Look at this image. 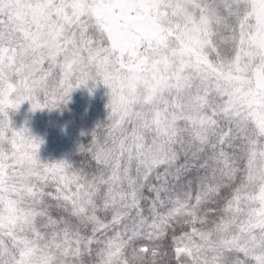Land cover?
Wrapping results in <instances>:
<instances>
[{
    "label": "snow or ice",
    "instance_id": "snow-or-ice-1",
    "mask_svg": "<svg viewBox=\"0 0 264 264\" xmlns=\"http://www.w3.org/2000/svg\"><path fill=\"white\" fill-rule=\"evenodd\" d=\"M99 87L76 160L11 120ZM0 264H264V0H0Z\"/></svg>",
    "mask_w": 264,
    "mask_h": 264
},
{
    "label": "trees",
    "instance_id": "trees-1",
    "mask_svg": "<svg viewBox=\"0 0 264 264\" xmlns=\"http://www.w3.org/2000/svg\"><path fill=\"white\" fill-rule=\"evenodd\" d=\"M105 104L106 99L94 100L87 89L81 88L74 91L70 102L58 110L31 112L30 106L24 103L11 120L17 128L26 127L32 136L43 141L39 150L42 161L76 160L78 145L86 143L89 133L105 120Z\"/></svg>",
    "mask_w": 264,
    "mask_h": 264
},
{
    "label": "rangeland",
    "instance_id": "rangeland-1",
    "mask_svg": "<svg viewBox=\"0 0 264 264\" xmlns=\"http://www.w3.org/2000/svg\"><path fill=\"white\" fill-rule=\"evenodd\" d=\"M91 96L93 97L94 100L106 99L103 88L96 89L94 92H92Z\"/></svg>",
    "mask_w": 264,
    "mask_h": 264
}]
</instances>
